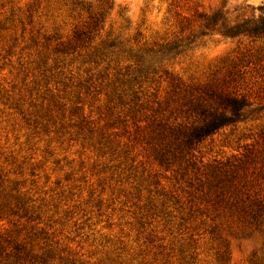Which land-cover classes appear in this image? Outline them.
Instances as JSON below:
<instances>
[{
	"label": "rangeland",
	"instance_id": "obj_1",
	"mask_svg": "<svg viewBox=\"0 0 264 264\" xmlns=\"http://www.w3.org/2000/svg\"><path fill=\"white\" fill-rule=\"evenodd\" d=\"M219 9L264 0H0V264H264V37Z\"/></svg>",
	"mask_w": 264,
	"mask_h": 264
},
{
	"label": "trees",
	"instance_id": "obj_2",
	"mask_svg": "<svg viewBox=\"0 0 264 264\" xmlns=\"http://www.w3.org/2000/svg\"><path fill=\"white\" fill-rule=\"evenodd\" d=\"M106 2L107 0H102ZM200 36L218 35L226 39L245 37L258 39L264 37V16L257 19L237 20L230 18L221 9L198 14ZM102 16L99 15L93 20V28L102 23ZM188 39V44L192 43ZM173 50L176 48H172ZM173 50H169L170 52ZM219 108L222 112L202 110L200 112L202 122L182 134L183 145L187 148L203 140L217 130L240 121L247 107L243 99L226 96L219 98Z\"/></svg>",
	"mask_w": 264,
	"mask_h": 264
}]
</instances>
